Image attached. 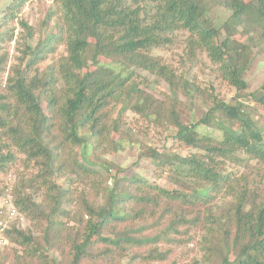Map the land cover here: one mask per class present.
<instances>
[{"label": "trees", "instance_id": "trees-1", "mask_svg": "<svg viewBox=\"0 0 264 264\" xmlns=\"http://www.w3.org/2000/svg\"><path fill=\"white\" fill-rule=\"evenodd\" d=\"M29 1L12 0L0 15V174L18 155L36 171L13 190L37 231H6L21 248L11 264H177L159 244H189L199 227L204 257L191 264H264V126L252 119L264 110V85L248 92L245 78L264 44V0H54L45 22L52 29L35 46L20 20ZM213 5L230 16L219 27ZM17 24L25 44L13 60ZM232 25L247 38L229 33ZM180 38L189 63L206 56L233 88L229 101L213 88L210 107L199 109L205 93L195 77L156 53ZM58 47L64 54L41 69ZM140 72L168 84L164 98L142 87ZM126 113L157 137L143 143L123 133ZM200 126L221 138L200 135ZM126 145L166 186L106 160ZM228 163L258 171L239 176ZM9 258L0 250V264Z\"/></svg>", "mask_w": 264, "mask_h": 264}, {"label": "rangeland", "instance_id": "rangeland-1", "mask_svg": "<svg viewBox=\"0 0 264 264\" xmlns=\"http://www.w3.org/2000/svg\"><path fill=\"white\" fill-rule=\"evenodd\" d=\"M11 1L12 0H0V15ZM54 5V0H31L22 10L20 20L28 23L34 31L32 39L29 40L30 45L35 46L40 40H46L47 35L52 29V26H46L45 22L49 15V11L54 7ZM209 16L212 19L214 25L217 27L221 26L223 22H225L230 17L226 11L217 5L212 6ZM233 27L234 25L228 27L227 30L229 33L234 31L236 37L239 40H244L247 38V34L242 30L241 27L235 26L234 30H232ZM25 32V29L21 25L17 24L15 37L16 39L18 37L19 43L16 44L13 42L10 45V53L13 60H16L17 57L20 56V52L17 51V47L21 48V46H24ZM183 40L184 38H180V40L176 41L173 45L163 50H158L156 53L163 56V58L168 63H171L176 69L178 68L177 70L184 76L191 75L195 77L196 83L205 93V95L197 97L196 100V105L199 106L200 110H207L210 107L211 102L208 100V95L211 93L213 88L215 91H217L216 94L226 101H229L234 95L233 88L226 82L222 81L217 73L216 67L209 61V59L206 58V56H204L200 62L196 63V65L189 63L187 61V54L185 53L186 50L184 48L185 43ZM63 54V47H58L56 53L50 54L46 61L42 62L40 68H46L47 65L51 64L53 61H57ZM254 55L255 61L251 69L247 72L245 78L248 83V92L258 93L260 92L261 87L264 85V44L254 49ZM182 61H185V63H182ZM139 76L142 79L147 78V81L142 84V87L155 97L164 98L168 93L169 86L164 81L156 80V78L146 72H140ZM6 77L7 75L5 76V81ZM178 98L184 102L186 101L184 94H182L180 91H178ZM251 104L255 107H258V105L254 102ZM260 110L261 112L258 111V113L252 114V119L256 124L264 126V110ZM120 121V128L123 133L127 134L128 136H132L133 138H139L143 143H147V136L151 138L157 137L155 130L153 128H149L148 123H145L142 118L140 119L139 117L133 116L130 113H126L121 116ZM198 131L200 135H210L215 138H221V132L216 129L200 126ZM158 141L162 142V140ZM128 147L129 146L126 145V149L117 155H108L106 160L110 163L121 166V168H124V173L126 176L135 175L143 177L149 180L151 183H158L160 185L166 186V181L157 175L155 168L151 165V163L146 158L139 159L136 148L130 149ZM162 147L163 144L158 145L159 149L167 152V150ZM30 166H27V162L24 161V156L18 155L17 162L12 164L7 172L0 174V209L4 199H6L9 195L13 197L14 201L13 190L19 185L20 181L27 178H32V175L36 173L35 169ZM245 166H247V168H245ZM227 170L229 172H234L239 176L241 174H250L251 178L255 177L254 175H256L258 171L254 164L246 165V163H228ZM258 173L259 176L262 175L261 171ZM259 180L260 177H257L255 183ZM22 215L24 216V219L16 220L14 223L15 227L36 232V223L33 220L27 218L24 214ZM190 231L192 236L187 237V239H191L189 244L183 243L182 245H177L169 242L159 244L162 250H169L171 252V255H169L168 259L172 262L176 261L177 264H191L196 259L200 261L203 260V241L207 236L206 230L199 227V229H191ZM0 250H3L5 254L10 256V258L6 261V264L12 263V254L21 252L20 247L11 243L8 247ZM215 263L220 264V261H216ZM122 264H126V260H124Z\"/></svg>", "mask_w": 264, "mask_h": 264}, {"label": "built area", "instance_id": "built-area-1", "mask_svg": "<svg viewBox=\"0 0 264 264\" xmlns=\"http://www.w3.org/2000/svg\"><path fill=\"white\" fill-rule=\"evenodd\" d=\"M0 212V249H4L10 245V241L5 236L6 231L15 226L16 220H23L24 216L17 210L10 195L4 199Z\"/></svg>", "mask_w": 264, "mask_h": 264}]
</instances>
